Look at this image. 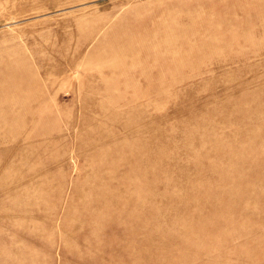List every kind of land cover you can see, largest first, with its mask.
Wrapping results in <instances>:
<instances>
[{"label": "rangeland", "instance_id": "obj_1", "mask_svg": "<svg viewBox=\"0 0 264 264\" xmlns=\"http://www.w3.org/2000/svg\"><path fill=\"white\" fill-rule=\"evenodd\" d=\"M0 264H264V0H0Z\"/></svg>", "mask_w": 264, "mask_h": 264}]
</instances>
